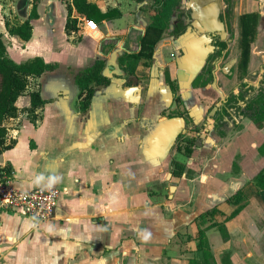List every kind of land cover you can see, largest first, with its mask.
I'll list each match as a JSON object with an SVG mask.
<instances>
[{"label":"crops","instance_id":"obj_1","mask_svg":"<svg viewBox=\"0 0 264 264\" xmlns=\"http://www.w3.org/2000/svg\"><path fill=\"white\" fill-rule=\"evenodd\" d=\"M5 1L0 33L9 56L17 63L40 57L55 67L29 79L16 104L19 116L5 122L7 143L14 146L0 150V167L10 169L2 173L18 190L58 189L60 197L53 218L42 223L1 210L3 264H202L200 228L217 264H264V191L254 183L264 169V128L240 114L247 122L235 129L232 108L216 123L225 108L219 100L238 90L226 98L216 80L232 56L239 73L240 17L260 15L248 77L263 35L264 0H182L183 14L173 17L156 45L153 64L137 68L136 85H128L119 60L140 51L155 0H88L118 16L99 25L84 19L71 33L72 0H42L26 44L10 35L6 22H25L33 0ZM73 17L82 18L76 10ZM216 36L230 52L211 73ZM97 58L107 60L111 83L94 85L92 105L82 114L75 78ZM34 90L47 101L36 122L26 111ZM235 158L240 171L232 174ZM174 161L186 165L182 177L174 175ZM238 191L245 207L225 224L230 238L210 233L216 229L211 223L198 224L215 207L214 221L225 222L237 208L227 199Z\"/></svg>","mask_w":264,"mask_h":264},{"label":"trees","instance_id":"obj_2","mask_svg":"<svg viewBox=\"0 0 264 264\" xmlns=\"http://www.w3.org/2000/svg\"><path fill=\"white\" fill-rule=\"evenodd\" d=\"M42 0H33L32 11L25 22L12 25L6 22L8 31L11 36L16 38L20 43L26 44L33 35V27L31 21L39 18V5ZM156 14L152 18V22L147 27L146 34L141 41V49L138 52L125 53L119 60L118 70L127 76L128 85L139 84L140 80L136 75L137 68L140 65L151 66L154 62V54L156 45L164 38L166 32L170 28L173 17L182 15V0H155ZM76 10L79 15L89 22L101 24L104 21L112 20L117 17V13L111 10L104 13L100 8L88 0H72V5L68 6V18L66 30L68 33L78 31L80 27V19L73 17V11ZM260 15L259 13H248L240 17V41L239 47L241 56L238 63L239 78L243 81L248 75L249 64L251 60L252 45L256 41L258 34ZM225 44L223 48H225ZM55 66L47 64L42 58L36 57L24 63L15 62L8 53V45L2 33H0V150H9L14 146V142L7 143L8 130L5 122L20 114L17 107V101L21 96L27 93L29 79L31 77H40L47 71H51ZM108 62L105 58H97L92 66L82 70L75 78L76 84L80 90L82 114H87L92 100L95 96L96 86H107L111 83V78L107 74ZM199 81V80H198ZM206 83V82H205ZM204 83V84H205ZM203 84V85H204ZM31 99L30 107L26 109L29 116L34 122L37 120L36 111L44 106L47 101L42 98L40 90L29 92ZM244 101L245 106L238 107V113L248 117L257 128H264V82L256 88L248 83L242 82L240 93L236 95L232 92L226 100L225 108L219 115L216 123L224 119L227 108ZM192 146L186 149V155L191 156ZM264 153V147L260 149ZM6 172L10 175L9 168L2 169L0 174ZM186 172V165L174 161V175L182 177ZM254 183L259 190L264 191V169L255 177ZM245 195L242 191L236 192L227 199L229 204L237 206V208L227 216L225 222H215V217L220 213L217 207L207 210L198 218L199 225L211 223L209 227H218L223 238L228 239L229 233L226 228V222L236 218L244 209L243 204ZM198 241L197 249L202 254V264H217L211 245L209 243L206 230L199 229L196 236Z\"/></svg>","mask_w":264,"mask_h":264},{"label":"built area","instance_id":"obj_3","mask_svg":"<svg viewBox=\"0 0 264 264\" xmlns=\"http://www.w3.org/2000/svg\"><path fill=\"white\" fill-rule=\"evenodd\" d=\"M82 21L84 18H80V22ZM59 197L58 189L37 188L26 192L18 190L6 174L0 175V212H21L32 217L37 223L46 222L53 218ZM0 264H3L1 255Z\"/></svg>","mask_w":264,"mask_h":264},{"label":"rangeland","instance_id":"obj_4","mask_svg":"<svg viewBox=\"0 0 264 264\" xmlns=\"http://www.w3.org/2000/svg\"><path fill=\"white\" fill-rule=\"evenodd\" d=\"M9 3H10V1H8V2H7V0L5 1L6 5H9ZM261 28H262L263 35H262L260 41H258L254 46V55L256 57H255V60L253 62L252 69L250 70L249 76L246 77L245 80L243 81L244 83H248L252 86H255L256 88H258L264 82V80H263V78H264V17L262 20ZM235 50H236V47H234V51ZM235 54H237V55L239 54L238 49L236 50ZM233 58H235V60H236V56H232L226 62L227 65H230L231 67L228 68L227 65H225V70H222V72H220V76H218L219 78L217 77L218 80H216V85L218 86V88H220V89L222 88L225 90V92H226V93H224L225 97L228 96V94L236 88H238V90H236V94H239L241 87H242V81L240 80L238 73H237V63L232 65ZM218 104H219V106L223 107L224 105H226V102L219 100ZM242 105H244L243 102H240L239 104L231 107L233 109V111H231L232 112V117H231L232 122L231 123H233V126L235 127V129H237L238 127L244 129L245 123L247 122V118H244V116H243V118H241L240 114L237 112L238 107L242 106ZM195 136H196V134H195ZM195 140H196V138H195ZM239 171H240L239 159L235 158L234 163H233L232 174H237ZM217 231L222 236L221 231L219 229H217V227H216V229L210 230V233H213L214 235L215 234L218 235ZM234 236H236L235 233H234ZM229 238H230V236H229ZM188 248H191V246H188Z\"/></svg>","mask_w":264,"mask_h":264},{"label":"flooded vegetation","instance_id":"obj_5","mask_svg":"<svg viewBox=\"0 0 264 264\" xmlns=\"http://www.w3.org/2000/svg\"><path fill=\"white\" fill-rule=\"evenodd\" d=\"M213 43L215 45V48H214V51H213V60L212 62L210 63V69H209V72L211 73H215L216 69H217V63L218 61H220L222 58L224 57H228L229 56V47H228V44L223 41L220 37L216 36V37H213ZM225 44V48H223ZM227 54V56H225ZM238 95V94H236ZM243 102L244 104V101H241ZM244 105H242V107H244Z\"/></svg>","mask_w":264,"mask_h":264},{"label":"clouds","instance_id":"obj_6","mask_svg":"<svg viewBox=\"0 0 264 264\" xmlns=\"http://www.w3.org/2000/svg\"><path fill=\"white\" fill-rule=\"evenodd\" d=\"M148 239H149V236H148V235H145L144 238H143V240H144L145 242H147Z\"/></svg>","mask_w":264,"mask_h":264}]
</instances>
